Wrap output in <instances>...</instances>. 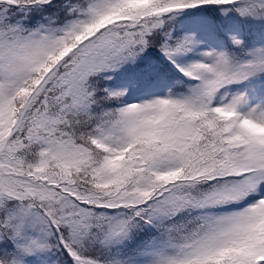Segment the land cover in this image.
Instances as JSON below:
<instances>
[{"label": "snow or ice", "instance_id": "snow-or-ice-1", "mask_svg": "<svg viewBox=\"0 0 264 264\" xmlns=\"http://www.w3.org/2000/svg\"><path fill=\"white\" fill-rule=\"evenodd\" d=\"M0 264H264V0H0Z\"/></svg>", "mask_w": 264, "mask_h": 264}]
</instances>
